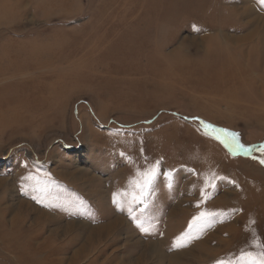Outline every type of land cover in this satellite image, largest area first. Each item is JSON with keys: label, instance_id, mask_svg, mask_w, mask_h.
Masks as SVG:
<instances>
[{"label": "rangeland", "instance_id": "1", "mask_svg": "<svg viewBox=\"0 0 264 264\" xmlns=\"http://www.w3.org/2000/svg\"><path fill=\"white\" fill-rule=\"evenodd\" d=\"M258 14L261 0H0V88L32 86L0 125V227L29 236L0 237V264H238L258 251L264 39L226 38L264 26ZM247 71L259 79L240 81ZM118 216L117 231H92Z\"/></svg>", "mask_w": 264, "mask_h": 264}, {"label": "bare ground", "instance_id": "2", "mask_svg": "<svg viewBox=\"0 0 264 264\" xmlns=\"http://www.w3.org/2000/svg\"><path fill=\"white\" fill-rule=\"evenodd\" d=\"M244 8H245V10L243 12H245L246 14L254 13L252 6H248V7H244ZM255 18L256 19L258 18V20H250L249 22L250 23L253 22V24H254L256 21L257 22L258 21L260 22V20L264 21L263 15L258 14L257 17H255ZM262 23H264V22H262ZM255 36H257L260 39H264V26H261L260 24H255L249 29L248 32H246L244 34L228 35V37H226V38H227L229 44L235 43V44L239 45V44H243L244 42H247L248 40H252V38H254ZM176 53L181 54V49L178 48ZM184 61H185L184 59H180L178 62L183 63ZM263 61H264V49H261V60H260L261 65H262ZM1 74H2V76L4 75V77H7L6 73L4 74V72H2ZM254 74L256 77L254 76ZM254 74L251 71H249V72L247 71L246 73H243V75L239 76L238 78L242 82L259 79V77H258L259 75L256 73H254ZM7 80H8V82L4 85V87L0 88V125L4 124L6 122V119L14 120L15 117H18L21 114V112L25 108V105H27V102H28L27 95H26L28 90H29L28 87H32V86H30V84L25 85L24 84L26 82L25 80H23V81L21 80L19 82L15 81L13 79L12 80L7 79ZM104 91H106V90H104ZM55 93L56 92L54 90V94ZM3 112H5V114H3ZM173 211H174V209H173ZM123 224H125V220L121 216H118L116 219L110 221L106 225H103V226H100L97 228H92V231L111 234L113 231H117L119 229V226L123 225ZM12 225L13 226H11L12 227L11 231H6L4 229V227H0L1 240L6 242L5 244L9 247L12 246L11 243L19 244L18 243L19 237H22V238L23 237H26V238L29 237L28 235L23 234L20 230H18V228H17V226H15L14 222H12ZM147 246H149V247L152 246L153 251L155 250L154 249V243H147Z\"/></svg>", "mask_w": 264, "mask_h": 264}, {"label": "snow or ice", "instance_id": "3", "mask_svg": "<svg viewBox=\"0 0 264 264\" xmlns=\"http://www.w3.org/2000/svg\"><path fill=\"white\" fill-rule=\"evenodd\" d=\"M262 3H264V0H261ZM207 127L209 128H214L212 125H208ZM220 131L227 132L226 129H221ZM232 137L238 136L237 133H231ZM219 138V137H217ZM240 149H244L245 152L247 153L248 149L245 147L243 144H239L237 142L236 145ZM261 151L264 152V145L261 146ZM261 163H264V159L261 160ZM159 165V161L156 162V165H154L152 168L148 169L147 171L139 172V175L142 178V184H141V191L145 188H148L151 186L153 181L156 178V167ZM35 199V197H34ZM206 215H211V214H206L204 212H201L198 217H194V220H201L205 218ZM146 231L147 229H142ZM251 244L254 245L258 251L252 252V251H244L242 250L240 253V259L238 264H264V243L260 241V239L256 236L253 237ZM183 244L178 243L176 247H183ZM216 264H232V261L226 260V259H221L216 262Z\"/></svg>", "mask_w": 264, "mask_h": 264}]
</instances>
